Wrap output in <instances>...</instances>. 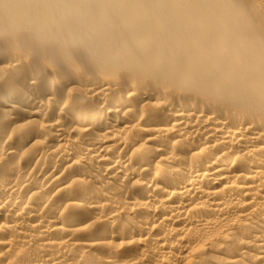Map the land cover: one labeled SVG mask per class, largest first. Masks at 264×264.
<instances>
[{"label":"bare ground","instance_id":"6f19581e","mask_svg":"<svg viewBox=\"0 0 264 264\" xmlns=\"http://www.w3.org/2000/svg\"><path fill=\"white\" fill-rule=\"evenodd\" d=\"M224 2L264 22L0 0V264H264V35Z\"/></svg>","mask_w":264,"mask_h":264},{"label":"rangeland","instance_id":"374dc122","mask_svg":"<svg viewBox=\"0 0 264 264\" xmlns=\"http://www.w3.org/2000/svg\"><path fill=\"white\" fill-rule=\"evenodd\" d=\"M238 1H240V0H238ZM248 4H255V2H224L223 7L226 10L232 11V13H233L232 16H237L238 18H241V19H244V17H247V18L251 19L253 24H248V26L251 28V30L256 32V28L257 27L259 28V30L261 28L262 31L260 30L261 31L260 33L264 35V31L262 29V26H264V22L258 21V19H257L258 16L251 15L248 12V10L246 8V6ZM261 6L264 7V2H263V4H260L257 7L260 11L262 9V8H260ZM259 10H258V15H260ZM0 64H1V62H0ZM123 83H124V80H123ZM150 83L153 84L152 82L148 81L146 85H149L150 86L151 85ZM186 94H188L187 91H183L179 95L182 98ZM172 95H174V94H172Z\"/></svg>","mask_w":264,"mask_h":264}]
</instances>
